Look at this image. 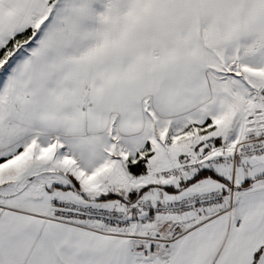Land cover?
<instances>
[{
  "label": "snow or ice",
  "instance_id": "6c2138e0",
  "mask_svg": "<svg viewBox=\"0 0 264 264\" xmlns=\"http://www.w3.org/2000/svg\"><path fill=\"white\" fill-rule=\"evenodd\" d=\"M0 264H264V0H0Z\"/></svg>",
  "mask_w": 264,
  "mask_h": 264
}]
</instances>
